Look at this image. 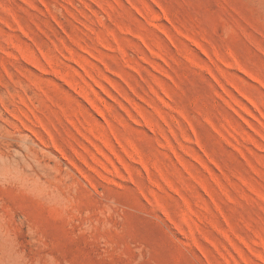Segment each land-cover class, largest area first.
Masks as SVG:
<instances>
[{"label":"rangeland","instance_id":"obj_1","mask_svg":"<svg viewBox=\"0 0 264 264\" xmlns=\"http://www.w3.org/2000/svg\"><path fill=\"white\" fill-rule=\"evenodd\" d=\"M0 264H264V0H0Z\"/></svg>","mask_w":264,"mask_h":264}]
</instances>
